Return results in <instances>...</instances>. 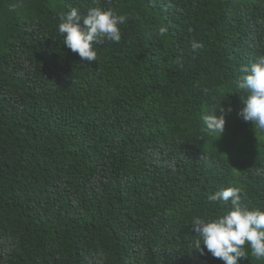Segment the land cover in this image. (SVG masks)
<instances>
[{
    "label": "trees",
    "instance_id": "16d2710c",
    "mask_svg": "<svg viewBox=\"0 0 264 264\" xmlns=\"http://www.w3.org/2000/svg\"><path fill=\"white\" fill-rule=\"evenodd\" d=\"M94 7L128 20L86 61L60 17ZM262 55L264 0H0V264H225L192 224L232 209L209 200L228 187L264 210L238 88ZM221 107L222 136L203 121Z\"/></svg>",
    "mask_w": 264,
    "mask_h": 264
},
{
    "label": "clouds",
    "instance_id": "9594fccd",
    "mask_svg": "<svg viewBox=\"0 0 264 264\" xmlns=\"http://www.w3.org/2000/svg\"><path fill=\"white\" fill-rule=\"evenodd\" d=\"M98 4L99 0H94ZM59 32L64 36V44L72 52L78 53L86 61H97L98 53L95 46L103 44L105 40L119 42L122 38L120 25L127 23L126 15L118 14L114 9L107 10L94 7L82 16L77 8H72L65 16L61 15ZM83 20V26L81 25ZM168 29L161 28L163 36ZM204 47L202 42L192 41L193 51ZM177 64L183 67L182 59ZM247 75L238 82L240 90H247L249 95L242 98L245 107L239 115L246 121L252 122L255 128L264 131V55L257 57L251 67L243 69ZM208 90L205 89V92ZM221 115L216 111L203 116L204 124L210 133H219L221 136L226 128V114L232 111L220 108ZM212 202H231L232 209L226 215L205 220L197 217L192 224L197 236L195 249L205 255L204 246L216 259L223 260L225 264H238L241 258H248L245 250L250 245L253 256L264 258V210L250 209L242 198V189L228 187L209 196Z\"/></svg>",
    "mask_w": 264,
    "mask_h": 264
}]
</instances>
